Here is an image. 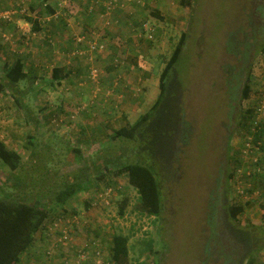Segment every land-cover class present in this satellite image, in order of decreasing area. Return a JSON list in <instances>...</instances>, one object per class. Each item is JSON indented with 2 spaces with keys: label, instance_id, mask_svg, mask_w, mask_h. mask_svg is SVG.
<instances>
[{
  "label": "rangeland",
  "instance_id": "rangeland-1",
  "mask_svg": "<svg viewBox=\"0 0 264 264\" xmlns=\"http://www.w3.org/2000/svg\"><path fill=\"white\" fill-rule=\"evenodd\" d=\"M115 2L123 3L118 25L110 21L114 11L106 12L104 6L112 8L111 3ZM182 3L181 0H0V10L14 11L11 18L16 21L15 29L17 26L24 29L21 42L18 30L6 32L8 37L3 39L1 28L5 24L0 23V76L4 63L19 56L25 70L36 78L32 81L39 85L36 92H25L30 108L37 115L36 126L26 121L10 91L0 90V141L21 154L24 168H18L17 174L25 175V169L28 171L32 166L34 176L27 187H15L6 182L10 170L0 162V196L2 191L18 196L24 193V199L30 201L35 196L52 195L65 184L84 185L91 181V186L68 200L66 213L59 208L50 213L43 229L25 250L28 253H22L26 261L20 264H63L67 258L76 257L78 247L85 242H90L88 254L100 246L102 257L108 260L113 232L129 235L130 264H245L244 258L238 262L239 254L229 250L223 224L229 219L227 205L241 203L244 211L228 224L247 230L246 223L250 221L256 234L264 231V181H261L264 163L260 162L253 172L254 165L242 153L248 127L243 129L238 124L246 108L264 104L260 95L264 90L260 88L264 87V53L260 51L264 47V16H261L264 0ZM46 5L56 14L48 12ZM152 9L158 10L163 19L152 15L149 11ZM28 16L39 21L41 33L30 32ZM143 23L152 25L148 26L150 32L141 30ZM49 26L58 33L48 36ZM68 31H72L71 35ZM182 31L187 32V40L169 84L174 99L168 101L167 97L162 106H170L176 110L175 114H180L182 122H186L183 130L187 137H182L180 128L172 149L154 144V150L147 152L148 147L145 153L140 149L142 141L112 142L108 135L114 129L134 122L154 102L159 72ZM81 35L86 36V41L100 38L103 47L93 51L83 48L85 54L77 57L72 51L58 48L70 36L76 44V37ZM40 39L47 42L40 43ZM63 63L70 73L57 83L51 78V69ZM249 69L250 95L241 99ZM91 74L96 76L93 78ZM30 82L29 78L25 83L19 82L14 93L18 95ZM170 107L167 114L173 122ZM167 124L156 122L153 129H163L162 132L167 129L161 140L170 145L172 124L166 127ZM31 136L53 139L52 144L61 153L46 161L41 158L28 161L24 142ZM259 141L263 146L264 132ZM107 145L113 147V155L119 148L118 156L123 160L146 164L149 159L146 157L152 156L150 161L160 164L162 169L149 165L148 161L161 189L162 211L158 216L137 209V192L128 184L125 174L116 173V165L109 164V170L103 166L93 169L97 165L91 161L99 160L98 151ZM259 153L254 155L264 157L262 151ZM235 164V176L227 179V172ZM246 169L251 171L250 175L258 176L247 175ZM106 186L113 190L107 207L85 205L86 200L92 202L95 194ZM125 197L127 206L119 214V204ZM60 213L65 221L57 219ZM66 218L74 221L68 223ZM211 228L219 233L208 241ZM61 230L68 231L67 241L58 240ZM150 239L152 248L148 252L145 247ZM93 240L95 244H91ZM237 248H242V244ZM263 250L246 256L255 258L252 264H264Z\"/></svg>",
  "mask_w": 264,
  "mask_h": 264
},
{
  "label": "trees",
  "instance_id": "trees-1",
  "mask_svg": "<svg viewBox=\"0 0 264 264\" xmlns=\"http://www.w3.org/2000/svg\"><path fill=\"white\" fill-rule=\"evenodd\" d=\"M181 2H183L182 4L185 5H193L192 0H181ZM104 6L106 12L114 11V14L111 17L110 21L118 25L120 22V16L118 15V13L120 12L123 3H111L112 8H107L106 5ZM30 8L32 9L33 6H30ZM149 11L158 19H163L158 10L152 9ZM261 11H263L261 16H264V8H261ZM48 12L55 13V10L51 8ZM0 20L2 21V19ZM27 20L31 21V27L29 29L30 32L35 33L41 29L40 23L37 19L28 16ZM144 24L145 23H143V29L141 28V30H144L146 32L147 30L149 31L148 23L146 25ZM151 26L152 25L150 24L149 27L152 28ZM141 30L140 32L142 33ZM186 40L187 32L182 31L176 43L174 44L170 55L165 60V63L159 72L158 94L147 111L141 113L134 122L127 125H122L114 129L112 133L108 135V139L113 140L112 142L116 140L120 141L121 139L137 140L138 142L142 141L140 149L145 153V150L148 147L149 148L147 152L150 151V149L154 150V144L160 147H162L163 145L169 146L172 149L177 143L176 138L178 137V131L180 130V128H182L180 132H183L181 133L182 137H187L188 134L183 130V127L186 126V122H182L183 120L179 116L180 114H175L176 110L174 108L172 109L169 106L171 108L170 114L172 113L173 115L172 122V116L167 114L169 107L165 108L162 106V103L167 99V97L168 101H173L174 99L173 93H171L170 95L169 84L174 78V67L183 52ZM255 46L258 47L259 45L255 44ZM78 49L79 48H77L76 50ZM260 51H263L264 53V47H261ZM2 70L3 75L0 76V90H9L10 94L15 98V105L20 107L24 112L26 121L29 124L32 123L34 126H36V124H38L37 115L33 113L32 109L30 108L31 105L29 104L25 96V92L30 93L36 92L38 90L39 85H35V81H32L36 78L29 75V73L24 68L22 59L19 58L15 59L12 63H4ZM249 72H251L250 69L245 76V81L241 89V99H247L250 95L251 77ZM69 73L70 71L65 69L64 67H54L52 69L51 78L53 81L59 83L62 79L67 77ZM28 78L31 79V82L30 84L26 85L25 90L20 92L18 95L14 93V89L16 88L18 83H25L26 79ZM176 83H179V79L176 80ZM253 111L254 108L252 109V107L246 108L239 118L238 124L242 126L243 129H245V127H248V133L253 139L252 143L259 146V149L256 151H262L264 153V145L262 146V144L260 145L258 142L259 138L263 135L264 132V119H261L258 122L259 125L255 126L256 130H249V127L251 126V124H253L254 121L252 115ZM161 121H163V124L168 123L166 127L169 124H172V126L170 127V145L163 144L161 140V138L163 139L164 137H166L168 133L167 129L166 132H162L163 129L159 128L153 129L155 123ZM40 125L42 124L40 123L39 126ZM151 134H153L154 136H152ZM52 140L53 139L49 138L38 139L34 136H31L24 142V150L27 153V160L38 161L41 158L43 161H46L52 155L60 154L61 150L56 149V145L54 143L52 144L51 142ZM185 142L186 139L184 140V143ZM105 148H102L98 151V153H101V158L99 160L94 161L95 158L93 160L91 159V162L97 165L94 166L93 169L97 168L98 166H103L105 169L109 170V164L116 165V173L118 175L125 174L127 176L128 184L132 186L137 192V209L148 215L158 216L162 211L161 189L159 186V181L156 179V176L154 175L148 164L150 163L149 165H154L156 167L159 166V168H161L160 164H156V162L154 161L152 163V161H150L153 159L151 158L152 156H145L146 159L149 158V163L147 161L146 164L132 162L130 160L128 161L127 159L123 160L122 157L118 156L120 153L119 148L117 149L115 155L111 154L113 148L111 145H107V147ZM72 151L78 154L80 153V150L77 148H72ZM152 155L155 156L153 151ZM108 157L112 158V161H109L108 159L110 158ZM245 157L251 163L249 157ZM160 158L162 159L161 161H163V157ZM259 161L262 164L264 163V157L262 155L260 156ZM0 162L10 170V175L7 177L6 182H11V185L23 189V186L27 187L29 185L28 183L34 180V176H32V166H30V169L28 171H26L25 169V175L20 176L17 174L18 168H24L22 156L16 149L7 147L2 141H0ZM236 168L237 164H235L234 168L227 172V179H231L233 178V176H235ZM98 170H100V168H98ZM246 170L250 172V175L251 171L249 169ZM254 171L255 170H253V172ZM250 176L255 177L258 175L252 174ZM79 177L81 176L79 175ZM82 177L86 176L82 175ZM76 179L78 180V178H74V180ZM261 181L263 182L264 179H262ZM89 186H91V181L90 183L84 185H81L80 183H69L67 185L65 184L64 186L58 187L52 195L47 194L43 197L35 196L30 201L24 199V193L18 196L16 194L14 195V193L12 192L2 191V194L0 196V264H20L22 253L25 252V250L29 248V246L33 243L34 237L37 235V232L43 229L44 223L49 217L50 213H54L55 211H57L56 208H59L63 213L65 211L67 212L65 206L67 201L72 198L74 194L88 188ZM86 204L87 201L85 205ZM126 206L127 198L125 197L119 204V214L124 213ZM227 208L228 210L226 211V213L227 215H229V219L226 220V222L224 223L225 225L223 224V231L228 235L229 238V250L231 249V252L239 254L240 258L238 262H241L244 258L245 264H252L255 258L246 255L249 252H251L252 254L257 251H261L262 248H264V231L258 232L256 234V227L254 223L250 221L246 223L248 227L247 230L241 227H234L230 223L228 224V221L230 222V219L235 220L236 216L244 211L245 206L241 203L232 202L227 205ZM62 215L64 214H58L57 218ZM208 222L211 224L210 218H208ZM210 230L211 234L210 236H207L208 241H211L213 236L218 237L219 233H216L213 228H211ZM151 241L152 240L150 239L145 247L148 252H150L152 248ZM128 242L129 235L127 234H123L121 232H113L111 234L108 245V260L110 264H130ZM239 243L242 244L243 249L237 248L241 245Z\"/></svg>",
  "mask_w": 264,
  "mask_h": 264
},
{
  "label": "built area",
  "instance_id": "built-area-1",
  "mask_svg": "<svg viewBox=\"0 0 264 264\" xmlns=\"http://www.w3.org/2000/svg\"><path fill=\"white\" fill-rule=\"evenodd\" d=\"M64 1H66V0H64ZM0 19L6 20V21L11 20V13L7 10H0ZM87 47L89 48L90 51H93V50L101 49L103 47V44L90 39L87 41ZM73 53L78 54V55H84L85 54V52L84 51L82 52V50H75ZM91 76L94 78L96 75L91 74ZM263 98H264V94H263ZM262 114H264V104H257L256 107H254V111L252 114L254 121H253V124H251V126H250V131L256 130L255 126L259 125L258 122L264 116ZM252 141H253V139H252L251 135L249 134L246 137V143L244 144L242 153L244 156H248L249 159L251 160L252 165H254L253 170H257L259 163H260V161H259L260 157L258 155H254V154L255 153L257 154L256 150L259 149V146L253 144ZM258 142L260 144V141H258ZM249 173L250 172L247 170L246 174L249 175ZM112 194H113V190L110 186H106V187L101 188L95 194L93 201L90 202V206L92 205L94 207V206L98 205V207H107L110 204ZM57 219H59V221H62V220L65 221L63 216H60ZM66 221L68 223H71L74 220H70V218H66ZM54 225L56 226L57 223H54ZM69 238H70V236H69L68 231L67 230H61L60 237L58 240L60 242H64V241H67ZM94 240L91 241V244H95ZM89 241L90 240H88V242ZM89 243L85 242L83 246L78 247L77 253H76L77 256L67 258L65 261H63V264H110L109 260H106L102 257L100 246L94 247L91 254H88L87 250H88V247L90 246ZM86 254H87V256H86Z\"/></svg>",
  "mask_w": 264,
  "mask_h": 264
},
{
  "label": "crops",
  "instance_id": "crops-1",
  "mask_svg": "<svg viewBox=\"0 0 264 264\" xmlns=\"http://www.w3.org/2000/svg\"><path fill=\"white\" fill-rule=\"evenodd\" d=\"M46 9H47V11H49V9H51V7L50 6H46ZM7 11H9L10 13H11V17H12V14L14 13V11H12V10H10V9H6ZM52 14H56V12L55 13H52ZM0 23H1V25L2 24H5V27L4 28H1L2 29V31H1V35H3V39H5V38H7L8 37V35H7V33L6 32H13L14 30L16 31V30H18L17 31V33L16 34H18V38H19V41L21 42V40H22V33L24 32V29H22L23 27H20V26H17L18 27V29H15V24H16V21H14V20H12V18H11V20H9V21H1L0 20ZM45 27V25H43L42 26V29ZM19 28H21V29H19ZM41 30V29H40ZM39 30V33H41V31ZM57 29L56 28H52V27H47V29H46V32H48V36L50 35V36H52V33H54V34H56V33H58V31H56ZM52 31H55V32H52ZM68 33V35H71V33H72V31H68L67 32ZM77 34H80V33H77ZM11 36V35H10ZM25 36H26V34H25ZM78 38V39H77ZM82 38H83V40H82ZM76 39H77V42H76V44L73 42V41H71V36L70 37H67V41H65V44L64 45H58V48H63V49H60V50H65V49H67V52L69 53V51H72L71 52V54L73 55V56H75V57H77V56H82V55H78V54H74L73 52L77 49V48H79L78 50H82V52L83 51H85L86 49V47H87V41L88 40H90V39H88L87 41H86V36H83V35H81V36H77L76 37ZM94 41H96V42H101V39L100 38H95V37H93L92 38ZM43 41H46V39H40V43H43ZM10 42V41H9ZM47 42V41H46ZM55 43H56V41L53 43V45H55ZM85 50H84V49ZM56 51L58 52L59 51V49H56ZM17 58H19L20 59V57L19 56H17ZM17 58H15V59H17ZM73 59H77V58H73ZM12 63V62H11ZM54 67H64L65 69H67V70H69L70 71V69L68 68V66H66V65H64V63L63 64H61V65H56V66H54ZM54 67H52V69L54 68ZM52 69H51V73H52ZM260 88H264L263 86H260ZM259 90H261V89H259ZM263 94H264V90H262L261 92H260V95H262L263 96ZM80 192H78V193H76V194H79ZM76 194H74V196L76 195ZM73 196V197H74ZM87 201V200H86ZM86 201H85V203H86ZM90 202L91 201H87V204L88 205H90ZM67 204H68V201H67V203H66V207H67ZM86 204V205H87ZM74 248H76L75 246H73ZM264 251V250H263ZM262 252V251H261ZM24 253V252H23ZM26 253H28V251H26L24 254H26ZM26 256V255H25ZM23 255H21V263L22 262H24V261H26L25 259H23ZM23 259V260H22Z\"/></svg>",
  "mask_w": 264,
  "mask_h": 264
},
{
  "label": "clouds",
  "instance_id": "clouds-1",
  "mask_svg": "<svg viewBox=\"0 0 264 264\" xmlns=\"http://www.w3.org/2000/svg\"><path fill=\"white\" fill-rule=\"evenodd\" d=\"M22 11V10H21ZM253 114V113H252ZM262 119H264V118H262Z\"/></svg>",
  "mask_w": 264,
  "mask_h": 264
}]
</instances>
